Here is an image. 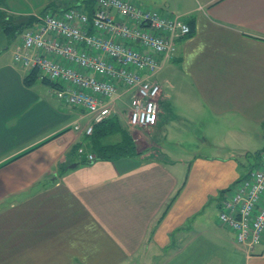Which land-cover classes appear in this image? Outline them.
<instances>
[{
	"label": "crops",
	"instance_id": "crops-1",
	"mask_svg": "<svg viewBox=\"0 0 264 264\" xmlns=\"http://www.w3.org/2000/svg\"><path fill=\"white\" fill-rule=\"evenodd\" d=\"M140 1L193 28L134 155L88 160L89 117L0 51V264H264V237L248 250L218 220L264 148V0Z\"/></svg>",
	"mask_w": 264,
	"mask_h": 264
},
{
	"label": "built area",
	"instance_id": "built-area-1",
	"mask_svg": "<svg viewBox=\"0 0 264 264\" xmlns=\"http://www.w3.org/2000/svg\"><path fill=\"white\" fill-rule=\"evenodd\" d=\"M91 8L35 14L17 35L13 62L57 83L51 87L55 95L89 117L85 134L114 115L129 127L156 124L161 93L156 74L190 34V25L140 0H94ZM73 128L81 129L79 118ZM259 159L218 201L219 222L248 250L264 237V148Z\"/></svg>",
	"mask_w": 264,
	"mask_h": 264
},
{
	"label": "trees",
	"instance_id": "trees-1",
	"mask_svg": "<svg viewBox=\"0 0 264 264\" xmlns=\"http://www.w3.org/2000/svg\"><path fill=\"white\" fill-rule=\"evenodd\" d=\"M94 0H80L78 4H72L70 6H84L86 9L91 11V7ZM66 7V8H67ZM184 19V18H183ZM190 25L191 31L193 28V20L184 19ZM35 21L34 15L28 17L27 21L20 22L18 24L11 23L10 21H5V23L0 26V29L7 35L18 34L26 25L32 24ZM37 80H41L53 87L57 83L49 81L47 79H40L39 73L36 68L29 69L24 77L23 83L26 86H31ZM115 137L117 139H113ZM85 142L89 145L90 150L95 154L94 160L98 159H115L122 156H130L136 153L135 144L133 138L124 128L122 122L119 120L117 115L111 116L94 124L93 130L90 134L83 137ZM82 143H77L72 147V151H78L82 149ZM82 150H80L81 152ZM83 162L86 160L82 159Z\"/></svg>",
	"mask_w": 264,
	"mask_h": 264
},
{
	"label": "rangeland",
	"instance_id": "rangeland-1",
	"mask_svg": "<svg viewBox=\"0 0 264 264\" xmlns=\"http://www.w3.org/2000/svg\"><path fill=\"white\" fill-rule=\"evenodd\" d=\"M79 1L80 0H10L9 5L12 7L13 10L11 11L7 10L5 14L2 15L4 16V18H7V20L10 19L11 23L18 24L24 21L25 19H27L28 16H25L26 14L54 13L55 11L62 9L67 5L69 6ZM156 1H161V0H156ZM2 13L4 12L2 11ZM17 35L18 34H16L15 36L12 34L6 35L5 33L0 32V51L7 50L6 54L10 55L14 44L17 42L18 39ZM119 108H120V104H119ZM118 118L122 122L124 128L131 135L135 127H129L128 125L125 124L123 118L120 119V116H118ZM111 138L112 140L117 139L115 137H111Z\"/></svg>",
	"mask_w": 264,
	"mask_h": 264
},
{
	"label": "water",
	"instance_id": "water-1",
	"mask_svg": "<svg viewBox=\"0 0 264 264\" xmlns=\"http://www.w3.org/2000/svg\"><path fill=\"white\" fill-rule=\"evenodd\" d=\"M75 166V163H71L68 165V167H74Z\"/></svg>",
	"mask_w": 264,
	"mask_h": 264
}]
</instances>
